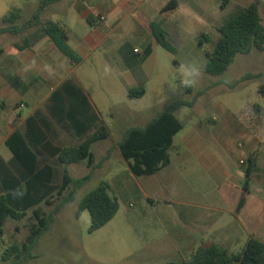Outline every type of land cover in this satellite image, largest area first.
Segmentation results:
<instances>
[{
  "label": "crops",
  "instance_id": "1",
  "mask_svg": "<svg viewBox=\"0 0 264 264\" xmlns=\"http://www.w3.org/2000/svg\"><path fill=\"white\" fill-rule=\"evenodd\" d=\"M169 1L64 0V24L41 19L51 4L41 12L37 24L12 34L20 41H5L8 32L0 34V147H6V140L15 131L25 135L29 117L36 119L48 141L57 147L77 146L104 128L108 137L91 147L108 143L101 149L103 156L98 163L93 155L94 168L116 153L127 168L114 173L113 187L133 186L137 203L144 202L149 208L140 212L144 226L134 230L140 239L138 248L113 264H181L199 248L218 245L230 254H239L251 239L264 244V135L260 114L249 113L237 120L219 105L207 123L209 128L203 122L186 127L175 114L182 129L168 150L170 163L150 176H135L119 149L127 129L145 126L158 113L142 120L144 109L127 107L117 114V104L110 97L118 91L129 102L139 101L158 76L160 46L152 35V22H161L168 42L193 29L199 40L207 28L218 34L217 29L228 20L222 19L228 7L235 14L257 3L260 17L264 9V0H176L174 9L163 11ZM18 11L14 25L23 27L17 25L23 18L22 10ZM36 11L27 16L26 24ZM47 21L58 23L66 31L77 63L62 55L43 34L41 24ZM95 65L99 66L102 87L95 91L97 98L92 96V88L89 91L83 84L91 79L88 76ZM134 88H143L144 95L130 98L128 91ZM24 107L29 110L22 116ZM121 115L132 126L119 127L115 138L109 123ZM7 150L9 155L0 153V157L21 181L26 180L28 174ZM252 157L255 165L247 174ZM42 158L46 156L38 157V169L43 166ZM52 162L61 167L63 177V165L50 158L54 177Z\"/></svg>",
  "mask_w": 264,
  "mask_h": 264
},
{
  "label": "trees",
  "instance_id": "2",
  "mask_svg": "<svg viewBox=\"0 0 264 264\" xmlns=\"http://www.w3.org/2000/svg\"><path fill=\"white\" fill-rule=\"evenodd\" d=\"M61 0H40L38 9L32 20L23 27L14 25L19 18V11L10 12L2 18L7 25L0 29L2 33H17L32 24H37L41 12L51 4ZM177 6L176 0H170L163 11L172 10ZM88 23H91L88 20ZM152 35L158 45L171 54L175 48L168 42L167 33L161 22L150 24ZM41 31L47 36L55 48L70 61L77 63L78 58L67 44L66 31L56 22L47 21L41 24ZM219 38L212 51L205 52L206 64L204 71L207 74L218 76L223 74L234 62L238 54L247 55L252 50L264 51V25L261 23L257 3L236 12L218 29ZM208 36L202 34L198 46ZM264 76L248 74L244 80ZM186 94H192V88H184ZM143 88H134L128 91L130 98H140L144 95ZM264 95V86L259 89ZM199 94L196 95L198 97ZM193 102L175 101L159 111L145 126L127 129L120 139L118 146L123 158L130 161V169L137 177L150 176L170 163L168 150L172 145L173 137L182 129V123L177 119L176 112L182 106H192ZM108 133L104 128L94 132L73 147H57L48 141L42 128L34 117L25 122V135L15 131L6 140L5 145L13 155V159L26 171L28 178L21 181L0 157V185L3 193L0 195V234L7 218L16 221L23 220L29 211H32L33 222L29 225V232L23 244H12L4 254L7 264H22L34 258L32 250L40 238L49 230L55 217L61 209L72 202L77 192L90 180L91 171L82 178L73 179L67 166L86 160L87 166L93 170L94 157L91 147L95 142L106 139ZM42 158L43 166L38 169V157ZM50 158H55L63 165L61 184H53L54 171L48 164ZM255 165L254 158L248 161L247 174H250ZM109 185L102 182L98 187L84 195L78 205L77 216L88 211L90 226L88 233H94L108 224L117 214L119 205L109 193ZM53 206L50 211L44 207ZM181 264H264V244L251 239L242 253L230 254L218 245L195 250L188 260Z\"/></svg>",
  "mask_w": 264,
  "mask_h": 264
},
{
  "label": "rangeland",
  "instance_id": "3",
  "mask_svg": "<svg viewBox=\"0 0 264 264\" xmlns=\"http://www.w3.org/2000/svg\"><path fill=\"white\" fill-rule=\"evenodd\" d=\"M39 2L40 0H0V29L7 26L2 23V18L18 9L22 10L23 18L17 21V25H25V19L38 9ZM260 13L262 22H264V9H261ZM233 15L232 7H228L223 12L222 19L227 20ZM41 19L43 21L56 19L64 24V0L49 6L41 15ZM39 29L40 27H37V33ZM195 32L194 29L186 30L169 39V43L176 50L175 54L158 47L159 73L148 85V93L145 97L139 101L129 102L118 91L111 93L110 97L117 104V114L127 107L140 108L144 109L140 119L146 120L153 113L163 110L173 102L183 100L189 103L194 102L195 105L193 107L182 106L176 113L178 119L186 127L203 122L209 128L207 123L213 118L215 107L220 105L237 120L246 118L249 113L260 114L261 131L264 135V95L259 92L260 87L264 86V76L243 79L248 74L264 73V52L252 50L247 55L238 54L223 74L213 76L204 71L205 52L213 50L219 35L207 28L204 32L208 39L203 41L202 47H199ZM4 39L5 41H13V39L20 41L19 38H14L12 33L6 34ZM135 48L139 46L135 45ZM193 62L201 67L202 74L198 83L191 87L192 94H186L183 91L181 74L178 70L182 64ZM98 70L99 66L95 65L94 72L88 76L91 79L83 81L89 91L92 88L90 92L94 98L98 97L95 91L102 89ZM173 87L176 88L175 92L172 90ZM197 94H199L198 97H196ZM28 110L24 107L20 113L25 116ZM109 124L115 138L119 127L124 129L132 126L122 115ZM106 145L108 143L91 149L97 163L103 156L101 149ZM0 153L9 155L5 146L0 147ZM52 164L55 168L54 184L59 185L62 180V169L55 162ZM234 166L237 167L236 164ZM126 168L125 161L116 153H113L107 161L96 165L91 170L90 180L77 192L73 201L61 209L49 230L40 238L32 250L34 258L27 259L22 264H113L126 258L129 253H134L140 244L139 236L134 233V230L144 226L146 221L141 217L140 212L145 209L149 210V208L144 202L137 203L133 186L113 187L111 178L114 173L124 171ZM68 172L74 178H82L90 173V169L87 167V161L84 160L79 164L68 166ZM102 182L111 184L108 193L117 200L119 210L108 224L89 234L90 214L88 211H83L77 216L78 205L84 195ZM135 202L137 205L129 207L130 203ZM52 208L53 206L44 207L46 211ZM32 222V211H29L21 221L11 218L5 220L2 234H0V264H7L3 257L12 244L24 243Z\"/></svg>",
  "mask_w": 264,
  "mask_h": 264
},
{
  "label": "clouds",
  "instance_id": "4",
  "mask_svg": "<svg viewBox=\"0 0 264 264\" xmlns=\"http://www.w3.org/2000/svg\"><path fill=\"white\" fill-rule=\"evenodd\" d=\"M178 71L181 74V85L184 88L195 86L202 74L201 67L195 62L182 64ZM172 90L175 92L176 88L173 87Z\"/></svg>",
  "mask_w": 264,
  "mask_h": 264
},
{
  "label": "built area",
  "instance_id": "5",
  "mask_svg": "<svg viewBox=\"0 0 264 264\" xmlns=\"http://www.w3.org/2000/svg\"><path fill=\"white\" fill-rule=\"evenodd\" d=\"M240 163H241V164H245V162H244V161H241Z\"/></svg>",
  "mask_w": 264,
  "mask_h": 264
}]
</instances>
